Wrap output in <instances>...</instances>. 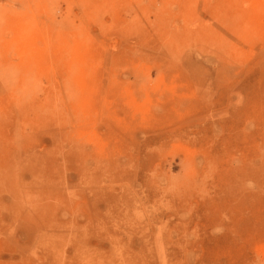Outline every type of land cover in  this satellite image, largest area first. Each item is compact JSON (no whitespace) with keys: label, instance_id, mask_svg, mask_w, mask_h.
I'll return each instance as SVG.
<instances>
[{"label":"rangeland","instance_id":"1","mask_svg":"<svg viewBox=\"0 0 264 264\" xmlns=\"http://www.w3.org/2000/svg\"><path fill=\"white\" fill-rule=\"evenodd\" d=\"M100 1L0 0V264H264V0Z\"/></svg>","mask_w":264,"mask_h":264},{"label":"bare ground","instance_id":"2","mask_svg":"<svg viewBox=\"0 0 264 264\" xmlns=\"http://www.w3.org/2000/svg\"><path fill=\"white\" fill-rule=\"evenodd\" d=\"M20 1H21V0H20ZM31 1H32V0H31ZM50 1H51V0H49V3H50ZM103 1H104V0H102V3H101V1H100V3H101V4H104ZM36 2H37V0H36ZM53 2H55V1H53ZM67 2H68V1H67ZM69 2H70V1H69ZM24 4H25V1H24ZM42 4H43V3H42ZM50 4H51V3H50ZM69 4H71V3H69ZM25 5H26V4H25ZM31 5H33V4L31 3ZM40 5H41V4H40ZM44 5H45V4H44ZM98 5H100L99 2H98ZM26 6H27V5H26ZM49 7H50V6H49ZM43 9H44V8H43ZM50 9H51V8H50ZM48 10H49V9H48ZM0 11H1V10H0ZM9 11H10V10H9ZM33 12H34V11H33ZM46 12H47V11H46ZM80 12H81V11H80ZM27 13H28V12H27ZM34 14H35V13H34ZM17 15H18V14H17ZM22 15H23V14H21V16H22ZM1 17H3V16H0V18H1ZM14 17H15V14H14ZM48 18H49V17H48ZM1 20H3V19L1 18ZM48 20H49V19H48ZM48 20H47V21H48ZM1 23H2V22H1ZM45 23H46V22H45ZM24 24H25V23H24ZM29 24H30V23H29ZM52 25H53V24H52ZM247 25H248V24H247ZM30 26H31V25H30ZM90 27H91V26H90ZM29 29H31V28H29ZM60 29H61V28H60ZM62 29H63V28H62ZM62 29H61V30H62ZM32 30H33V29H31V31H32ZM31 31H30V33H31ZM19 32H20V31H19ZM22 32H24V31H22ZM20 33H21V32H20ZM80 33H81V32H80ZM28 34H29V33H28ZM245 34H246V33H245ZM20 36H21L20 34H19V36L16 35V37H18V39H19ZM9 37H10V36H9ZM75 37H76V36H75ZM78 37H79V36H78ZM25 38H26V39H24V42L21 40V38H20V41H21L23 44H25V45H26V44H29V42H30L29 40H31V39L27 40V34H26ZM0 42H1V41H0ZM83 42H84V41H83ZM86 43H87V42H86ZM8 44H9V43H8ZM36 44H37V43H36ZM81 44H82V43H81ZM16 45H17V43H16ZM70 45H71V44H70ZM76 45H78V44H76ZM12 47H13V46H12ZM27 47H28V46H27ZM21 48H24V47L21 46ZM66 48H67V47H66ZM1 49H2V48H1ZM9 49H11V48H9ZM12 49H14V48H12ZM10 51H11V50H10ZM68 52H69V51H68ZM26 54H27V53H26ZM19 56H20V55H19ZM16 59H17V57H16ZM70 60H71V59H70ZM82 65H83V64H82ZM70 66H71V65H70ZM73 66H74V65H73ZM83 66H84V65H83ZM9 67H10V66H9ZM32 67H33V66H32ZM29 69H30V68H29ZM74 70H75V69H74ZM73 72H75V71H73ZM73 72H72V73H73ZM16 74H17V73H16ZM25 74H26V73H25ZM27 75H28V74H27ZM21 76H22V75H21ZM24 77H25V76H24ZM28 80H29V78H28ZM29 81H30V80H29ZM26 82H27V80H26ZM27 83H28V82H27ZM65 83H66V82H65ZM34 84H36V83H34ZM34 84H32V85H34ZM12 85H13V84H12ZM30 85H31V84H30ZM66 85H67V84H66ZM38 86H39V85H38ZM38 86H37V87H38ZM23 89H24V88H23ZM33 89H34V88H33ZM25 90H26V89H25ZM26 91H27V90H26ZM18 92H19V91H18ZM16 93H17V91H16ZM68 93H69V92H68ZM77 94H78V93H77ZM74 95H75V94H74ZM68 96H69V95H68ZM71 96H72V95H71ZM72 98H73V97H72ZM66 100H67V99H66ZM66 100H65V101H66ZM72 101H73V100H72ZM72 101H71V102H72Z\"/></svg>","mask_w":264,"mask_h":264}]
</instances>
